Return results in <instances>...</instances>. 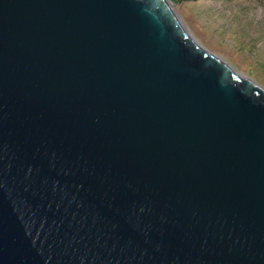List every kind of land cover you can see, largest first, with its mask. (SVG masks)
Returning a JSON list of instances; mask_svg holds the SVG:
<instances>
[{
	"label": "water",
	"instance_id": "1",
	"mask_svg": "<svg viewBox=\"0 0 264 264\" xmlns=\"http://www.w3.org/2000/svg\"><path fill=\"white\" fill-rule=\"evenodd\" d=\"M0 264H264V89L166 0H0Z\"/></svg>",
	"mask_w": 264,
	"mask_h": 264
},
{
	"label": "rangeland",
	"instance_id": "2",
	"mask_svg": "<svg viewBox=\"0 0 264 264\" xmlns=\"http://www.w3.org/2000/svg\"><path fill=\"white\" fill-rule=\"evenodd\" d=\"M166 1L203 49L264 89V1Z\"/></svg>",
	"mask_w": 264,
	"mask_h": 264
},
{
	"label": "trees",
	"instance_id": "3",
	"mask_svg": "<svg viewBox=\"0 0 264 264\" xmlns=\"http://www.w3.org/2000/svg\"><path fill=\"white\" fill-rule=\"evenodd\" d=\"M189 1H196V0H189ZM261 1H264V0H261Z\"/></svg>",
	"mask_w": 264,
	"mask_h": 264
}]
</instances>
